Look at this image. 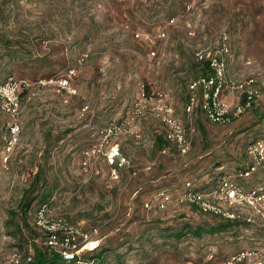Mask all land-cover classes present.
I'll return each mask as SVG.
<instances>
[{"label": "rangeland", "instance_id": "374dc122", "mask_svg": "<svg viewBox=\"0 0 264 264\" xmlns=\"http://www.w3.org/2000/svg\"><path fill=\"white\" fill-rule=\"evenodd\" d=\"M170 4H181L172 17ZM2 10L3 18H12H1L0 30L26 20L23 28L51 40L41 44L48 62L32 67L37 78L14 75L28 86L21 141L9 168L0 170V264H13L16 253L25 264L46 248L34 222L47 201L68 222L98 227L103 243L113 239L119 246L146 234L150 241L142 248L120 247L127 264H218L243 250L264 251V218L250 208L237 209L254 218L251 225L233 223L174 242L145 231L221 221L176 201L162 211L144 206L158 190L175 194L187 180L212 186L220 172L245 191L262 183L261 174L240 178L236 172L250 164L247 147L264 137V0H0V16ZM224 35L229 80L253 79L260 96L242 115L218 125L200 108L187 112L188 85L201 75L196 53L220 46ZM65 80L71 92L63 88ZM224 95L234 108L244 102L240 92ZM161 106L186 125L189 154L157 150V137L166 131ZM7 122L0 109V138ZM40 166L46 171L38 182Z\"/></svg>", "mask_w": 264, "mask_h": 264}, {"label": "built area", "instance_id": "2783aa9c", "mask_svg": "<svg viewBox=\"0 0 264 264\" xmlns=\"http://www.w3.org/2000/svg\"><path fill=\"white\" fill-rule=\"evenodd\" d=\"M174 21L171 19V23ZM165 36V32L160 34L161 38ZM229 53L227 35L222 37L220 46L196 53L197 61L209 64L210 73L201 74L190 81L187 105L189 114L200 108L210 122L225 125L250 109L258 100L260 93L253 88V79L241 83L229 80L227 75ZM67 85L68 81L65 80L62 86L71 92V87ZM27 86L26 80L16 77H11L0 85V108L8 117L6 131L0 138V170L9 168L11 158L21 141L23 132L21 92ZM225 92L242 93L243 104L232 107L225 98ZM157 109L165 122L164 137L169 143V146L160 151L161 155H171V148L179 156L189 154L192 140L186 125L173 114L171 108L161 106ZM247 152L251 159L250 165L238 169L236 177L251 178L258 172L264 176V138L250 145ZM155 164L156 162H153L150 168ZM172 201L195 206L203 213L214 214L227 220L254 223L255 220L251 215L244 214L237 208H250L256 215L264 218V181L245 191L228 174L222 176L217 186L205 190L197 189L192 181L187 180L175 194L164 189L158 190L151 200L144 202V206L149 210L154 208L162 211L166 210ZM34 223L35 227L45 235L46 247L59 253L65 260H73L85 251L94 250L101 242L98 228L84 230L79 225L68 222L66 218L55 215L50 201L39 206ZM12 262L21 264L20 255L14 254ZM218 264H264V251L243 250Z\"/></svg>", "mask_w": 264, "mask_h": 264}, {"label": "trees", "instance_id": "16d2710c", "mask_svg": "<svg viewBox=\"0 0 264 264\" xmlns=\"http://www.w3.org/2000/svg\"><path fill=\"white\" fill-rule=\"evenodd\" d=\"M13 1L18 2L21 0H7V3H11ZM180 5L181 4H170L167 15L169 17L174 16ZM3 13L4 11L2 10L0 19L2 18V19H5L6 21H10V18H12V14H6V15L4 14V18H3ZM47 15H49L48 18L52 16L51 12L47 13ZM25 21L26 20L18 21L19 26L16 28H10L5 31L0 30V85L6 82L9 78L14 77V75L18 71L20 72L22 76H32L33 78H37L39 75V71L37 69H33L32 67L37 66V65L44 66L48 62L49 56L47 57V53L41 54L42 52L41 44L45 41H50L51 39L47 37V34L45 32H42L41 35H37V34H33L29 27L23 28L22 25ZM77 43H78L77 41L74 42V44H77ZM195 65L197 66V68L201 70V74L210 73V67L207 62H199L196 59ZM29 69L33 70V72L31 73L30 72L31 70L29 71ZM24 70H28L29 72L25 73L23 72ZM24 93L22 90L21 100H22V96ZM261 138H264V137H261ZM167 146H169V143L165 139L164 135L158 136L156 140L157 150L161 151L163 148ZM246 154L248 158L250 159L247 150H246ZM45 171L46 170L44 166L39 167L38 173H37L38 182H39V179H41V177H44ZM258 173H255L253 176L255 177V175L261 174L262 176L261 180L263 182L264 181L263 174L261 172H258ZM227 174L228 173L220 172L218 174L219 176L217 175V179L212 186L198 185V184L196 185L194 182L193 183L196 185L197 189L199 190L213 188L219 184L222 176L227 175ZM36 184H37V181L34 184H32L33 188H35ZM32 203H33L32 200L29 201L27 203V207L30 208ZM193 207L195 208V210H197L195 206ZM197 211L201 215H210L211 217L219 219L221 222L216 223L211 226L208 224L193 225L190 222H181L180 224H177L176 226L171 225V226H167L164 228H157L155 226H150L149 228L146 229L145 233L151 234L152 231L157 230V232L160 233V239L165 240V241L173 240L174 242H180L183 238H186L188 236H193L195 238H201L205 233L221 232L229 228V226L233 223L245 224V225L253 224V223H249L247 221H242V220H227L222 217L216 216L214 214L203 213L199 210ZM93 228H98V227H93ZM100 236H101L100 237L101 242L96 249L85 251L80 256H77L73 260H65L59 253L55 252L54 250H50L48 247H46V248L36 249L35 254L32 257V259L25 264H127L124 259L125 254L119 250L120 247L126 244H129L128 246L129 248L127 250V252H129L135 249L134 246L136 244L134 243H137L138 248H142L143 242L145 240H148L147 238H145L146 234H143V236H140V238H138L137 241H132L130 239V240H127V242L126 241L123 242L119 246H113L114 244L113 239H110L106 243H103L104 242L103 236L102 235ZM110 256L114 258L112 262L108 261Z\"/></svg>", "mask_w": 264, "mask_h": 264}]
</instances>
